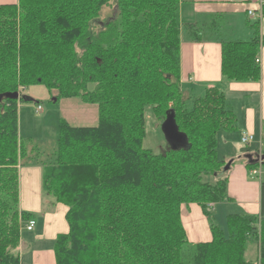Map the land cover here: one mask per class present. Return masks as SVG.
I'll use <instances>...</instances> for the list:
<instances>
[{
  "label": "trees",
  "instance_id": "trees-1",
  "mask_svg": "<svg viewBox=\"0 0 264 264\" xmlns=\"http://www.w3.org/2000/svg\"><path fill=\"white\" fill-rule=\"evenodd\" d=\"M179 2L115 0L106 19L101 11L111 0L0 4V264H22L21 232L38 218L19 205L28 150L17 108L31 100L22 91L38 84L52 102L78 100L97 115L92 126L60 118L52 158L39 162L37 152L32 161L40 163L46 207H67L68 231L54 241L56 264H264V178L258 213L227 212L222 227L211 208L233 201L217 144L220 133L237 130L239 113L221 84L189 93L187 106L180 70L182 30L194 41L213 31L221 83L259 80L264 3L261 18L246 12L249 37L226 38L219 20L182 22ZM148 107L160 121L172 115L185 143L158 154L144 148ZM262 149L260 162H246L248 175L264 164ZM189 203L207 217L210 240H188L181 211Z\"/></svg>",
  "mask_w": 264,
  "mask_h": 264
},
{
  "label": "crops",
  "instance_id": "crops-1",
  "mask_svg": "<svg viewBox=\"0 0 264 264\" xmlns=\"http://www.w3.org/2000/svg\"><path fill=\"white\" fill-rule=\"evenodd\" d=\"M15 1L0 0V4ZM257 6V2L253 0H180L179 18L182 22H193L204 26L209 25L214 19L219 22L224 21L225 24L219 23L218 31L221 36L247 38L251 35V30L245 25L246 12L251 8L256 9ZM260 24L264 36V16ZM225 29L229 31V36ZM210 32L212 38H209V34H205V39L194 41L182 30L181 85L187 93L198 95L206 87L221 84L228 103L239 113L237 130L219 134L217 152L220 157L231 161L228 194L233 195L230 197L237 201L239 208L244 212L255 214L259 212L260 181L248 175L245 164L248 159L262 157L257 151L262 149L264 142V48H260L259 80L223 84L220 74V42L214 39L218 36L216 32ZM88 88L93 89L94 84H89ZM62 105L67 117L72 120L96 117V108L93 105L77 103L73 100L63 102ZM243 134H251L253 141L251 145H255L254 147L250 145L246 151L242 150L239 143L242 142L240 139ZM251 141L243 144H249ZM223 204L225 203L211 204L215 214H218V211L223 212L226 206ZM19 205L22 210L38 214V218L34 219L33 229L30 231L24 229L21 232L19 253L27 251L31 254L29 264H56L54 241L58 234L68 231L65 219L67 207L62 203H56L52 208L46 207L41 187V168L36 164L19 167ZM197 208L201 211L199 206ZM21 260L24 264L23 257Z\"/></svg>",
  "mask_w": 264,
  "mask_h": 264
},
{
  "label": "rangeland",
  "instance_id": "rangeland-1",
  "mask_svg": "<svg viewBox=\"0 0 264 264\" xmlns=\"http://www.w3.org/2000/svg\"><path fill=\"white\" fill-rule=\"evenodd\" d=\"M114 5L115 0H111V4L109 6H105L102 9L100 19H106L109 16H112L115 13ZM98 21L99 20H97V22ZM220 23L223 24L224 21H221ZM225 31L229 36V31L226 29ZM22 94L28 96L31 99L29 101H19L17 106L18 133L19 137H21L28 150V156L23 160V166L36 164V162L32 161L35 160L34 156L37 155V152L39 153L37 158L39 162H42L43 160H50L52 158L56 148L58 121L60 118H63L70 124L77 126H92L97 122V115L96 117L90 116L86 119L80 120H72L68 118L62 103L69 102L71 99L58 100V102L54 103L50 100V95L43 85L38 84L28 86L22 91ZM184 94L185 104L187 106H191V98L189 93L184 90ZM73 101H77V103L79 102L78 100ZM37 106H40V110L38 112H36ZM163 123V121L158 120L154 116V113L150 107L146 108L143 146L144 148L150 149L156 154L161 153L167 150V148L173 146V142L167 138L163 131ZM252 142L253 141H251L249 144H243V142L239 143L242 150L246 151ZM182 143L184 144L185 140H183ZM254 146L255 145H251L250 147ZM262 148H264V142ZM261 150L263 149H260V151ZM39 162L38 164H40ZM258 168L261 169L262 177L264 178V164L260 165ZM223 205H226L223 212L218 211L219 213L217 212L218 214H215L214 211H212V214L215 223L225 227L226 212L240 213L243 210L239 208V204L235 199H233L231 203L226 202ZM197 207L198 205L193 203L184 204L182 206L181 218L184 226L187 229V238L188 240L194 242L210 240L208 239L211 238L210 230L208 229V219ZM19 246L17 248L18 251ZM20 256L21 259L23 257L24 264H29L31 260V254H29L27 251H23L20 253ZM250 256L252 257V254H250Z\"/></svg>",
  "mask_w": 264,
  "mask_h": 264
},
{
  "label": "built area",
  "instance_id": "built-area-1",
  "mask_svg": "<svg viewBox=\"0 0 264 264\" xmlns=\"http://www.w3.org/2000/svg\"><path fill=\"white\" fill-rule=\"evenodd\" d=\"M255 2H257V8L256 9H248L247 10V14L248 16L250 17H253V18H261L262 15H261V10H262V4L264 3V0H253ZM257 61L260 62V59L258 58ZM40 110V106H37V111ZM252 140V135L251 134H243L242 135V138H241V141L243 143H248L249 141ZM249 175L253 178H257V179H260L262 177V171L260 168H253L249 171ZM35 225V221L34 220H30L28 221L24 228L26 230H31Z\"/></svg>",
  "mask_w": 264,
  "mask_h": 264
},
{
  "label": "water",
  "instance_id": "water-1",
  "mask_svg": "<svg viewBox=\"0 0 264 264\" xmlns=\"http://www.w3.org/2000/svg\"><path fill=\"white\" fill-rule=\"evenodd\" d=\"M17 95V94H16ZM163 131L167 138L173 142V146L176 145V143H180L183 140V135L179 133L176 130V127L174 125L173 117L172 115H169L167 120L163 123ZM231 161H228L224 167V169H228L230 167Z\"/></svg>",
  "mask_w": 264,
  "mask_h": 264
}]
</instances>
